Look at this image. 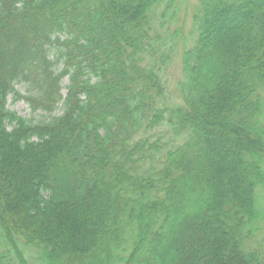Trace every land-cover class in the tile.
<instances>
[{
	"label": "trees",
	"instance_id": "16d2710c",
	"mask_svg": "<svg viewBox=\"0 0 264 264\" xmlns=\"http://www.w3.org/2000/svg\"><path fill=\"white\" fill-rule=\"evenodd\" d=\"M182 1L0 0V264H264V0Z\"/></svg>",
	"mask_w": 264,
	"mask_h": 264
},
{
	"label": "rangeland",
	"instance_id": "374dc122",
	"mask_svg": "<svg viewBox=\"0 0 264 264\" xmlns=\"http://www.w3.org/2000/svg\"><path fill=\"white\" fill-rule=\"evenodd\" d=\"M199 6V0H183L178 5L179 12L177 17H174L171 22L166 24L165 28L170 29L173 32L178 31L176 41L178 49L182 47V41L185 37L188 38L190 31L192 30L193 14ZM189 43V40L188 42ZM50 57H56V49L52 48L50 51ZM59 68L62 67V63L59 64ZM163 76L166 85V91L170 102H179V92L177 88L178 81L182 78L181 72V59L179 53L175 55L172 62L164 68ZM68 78L64 77L61 81L62 95L66 94V85ZM27 84L19 81L15 83L14 89L19 95L27 94ZM16 94L11 93L7 97V106L10 110L16 112L19 116L31 120V122H39L42 120L49 121L51 117L62 113V103L57 104L56 109L52 113L36 110L32 111L28 103L21 98H14ZM258 239L262 241L264 245V229L258 234Z\"/></svg>",
	"mask_w": 264,
	"mask_h": 264
}]
</instances>
